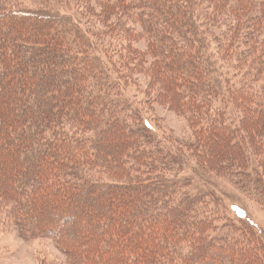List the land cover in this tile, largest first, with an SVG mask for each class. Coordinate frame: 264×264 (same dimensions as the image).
<instances>
[{"label": "trees", "instance_id": "1", "mask_svg": "<svg viewBox=\"0 0 264 264\" xmlns=\"http://www.w3.org/2000/svg\"><path fill=\"white\" fill-rule=\"evenodd\" d=\"M34 2L0 0V211L18 235L67 264H264L259 230L188 192L184 148L144 112L184 117V147L264 202V0Z\"/></svg>", "mask_w": 264, "mask_h": 264}, {"label": "rangeland", "instance_id": "2", "mask_svg": "<svg viewBox=\"0 0 264 264\" xmlns=\"http://www.w3.org/2000/svg\"><path fill=\"white\" fill-rule=\"evenodd\" d=\"M35 0H20V7L36 9L39 4ZM233 24L230 17H225L221 26L226 29ZM263 37V35H262ZM241 41L244 43L239 51H247L250 40ZM145 49L144 41L137 44ZM142 78V77H141ZM138 87H133L130 95L135 93L138 100H144V92L147 88L146 80ZM140 92V93H139ZM145 108V107H144ZM146 118L150 122L152 131L162 141V145L170 151L178 153L180 146L182 164L177 179L191 181L188 192L212 193L220 199V204L215 208L220 216V221L225 218L233 222L243 219L252 223L264 237V202L258 199L251 187L238 175L230 176L228 172L219 174L206 166L199 157L184 147L193 142L191 128L186 119L177 115L168 108L154 103L150 109L145 108ZM177 156H179L177 154ZM211 207H214L211 204ZM7 217V216H6ZM5 219V214L0 211V264H67L65 255L56 247L50 239L36 238L25 241L17 233L14 225Z\"/></svg>", "mask_w": 264, "mask_h": 264}]
</instances>
